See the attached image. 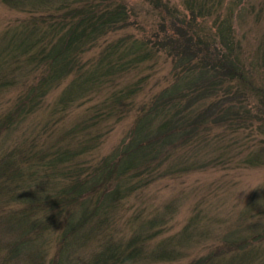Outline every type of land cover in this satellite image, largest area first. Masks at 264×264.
Segmentation results:
<instances>
[{"label":"trees","instance_id":"16d2710c","mask_svg":"<svg viewBox=\"0 0 264 264\" xmlns=\"http://www.w3.org/2000/svg\"><path fill=\"white\" fill-rule=\"evenodd\" d=\"M2 1L29 16L0 33V94L7 97V91L34 70L39 75L25 97L20 93L0 112V264L141 262L150 252L146 241L162 232L169 211L165 207L149 213L145 208L136 217L138 224L126 222L130 235L119 237L115 213L127 200L167 173L181 170L184 154H175L180 149L217 140L222 145L212 161L223 165L231 161L227 150L236 132L244 131L247 140L252 132L264 137V81L247 67L230 15L223 16L218 4L215 33H206L193 24L205 17V2L186 1L189 20L164 5L168 15L162 13L161 19L169 21L174 36L164 34V23L141 39L108 41L102 59L88 65L83 62L85 53L123 28L130 17L125 0ZM161 54L171 64L166 85L138 102ZM131 69L137 71L135 80L113 86L67 131L55 127L58 116H53L43 123L48 134L44 141L36 128L28 140L19 137L21 124L43 106L49 89L72 72H80V77L53 102L59 113L79 96ZM130 103L134 119L122 143L91 164L93 152L110 130L106 121L125 115ZM173 157L174 164L166 169L164 163ZM262 159L255 153L244 161L252 165ZM194 165L189 161L185 170ZM146 211L151 217L145 220ZM90 244L89 255L78 254ZM167 244H156L150 253L153 260L178 258L179 249H168ZM225 246L193 264H264L262 228L232 236Z\"/></svg>","mask_w":264,"mask_h":264},{"label":"rangeland","instance_id":"374dc122","mask_svg":"<svg viewBox=\"0 0 264 264\" xmlns=\"http://www.w3.org/2000/svg\"><path fill=\"white\" fill-rule=\"evenodd\" d=\"M125 1L129 7L130 17L123 24V28L111 32L98 46L91 47L83 56V62L91 65L95 60L96 62L101 60L102 50L108 41L116 42L126 38L132 40L133 37L141 39L161 30L160 26L164 23L167 27L164 34L174 36L175 30L170 28L169 21L163 22L161 19L162 13L168 15V9L163 7L164 5H168L180 16L190 19L186 9L187 0ZM197 2H205L206 9L203 10L205 17L197 18L193 24L197 28H204L206 33H215V7L221 4V14L223 16L229 14L233 22L234 37L241 45V54L247 67L253 68L254 77H261L264 81V0H197ZM28 16L29 14L23 10L13 8L0 0V33L17 26ZM158 62L159 65L156 66L149 84L140 92L138 102L145 101L155 89L166 85L165 78L170 74L171 64L166 54H161ZM257 63L258 67L255 68ZM34 71L22 76L20 84L7 91L9 92L7 97L0 94V112L11 101L16 102L20 93L25 97L26 90L38 81L39 71ZM129 72L117 77L118 80L114 82L106 81L99 87H94L93 93L90 90L85 96H79L64 113H59L53 109V102L73 78L80 77V72H72V75L60 85L49 89L43 106L31 114L30 120L28 118L25 121L28 125L21 124L19 137L22 139L26 137L28 140V135L36 128L37 132H43V139H39L44 141L48 134L44 131L43 123L53 116H58L55 127L67 131L73 124L87 116L89 107L101 103L113 86L137 78L135 76L137 71L131 69ZM131 103L125 115H112L106 121L110 130L100 147L93 152L91 164L99 162L103 156L112 153L122 143L134 119ZM251 134L252 137L247 140L246 133L238 131L231 138L232 146H229V141L223 143L229 146L227 151L231 157V161L223 165L212 161L214 156H219L217 149L222 145L217 140L207 141L195 148L180 149L175 154L176 156L184 154L180 158L181 170L169 172L142 191L135 192L127 200L126 205L115 213V217L119 219L116 223L118 236L127 237L130 230L126 222L131 219L137 223L139 220L136 217L145 208L149 213L157 208L162 212L165 207L169 211L166 222L161 226L162 232L146 241L149 256L142 258L137 264H193L200 258L207 257L212 251H224L227 240L232 236H245L258 229H264V137L259 131ZM254 137L255 141H252ZM251 152L260 153L263 159L256 164H247L244 159L252 155ZM172 161L174 157L164 163L166 169L174 164ZM189 161L195 162V165L185 170ZM149 213L144 212L142 218L145 220L150 218ZM178 240L181 242L178 243ZM164 241L169 243L166 246L168 249L173 247L179 249L176 260L152 259L151 250H154L157 243ZM91 251L90 244L81 248L78 254L86 256Z\"/></svg>","mask_w":264,"mask_h":264}]
</instances>
